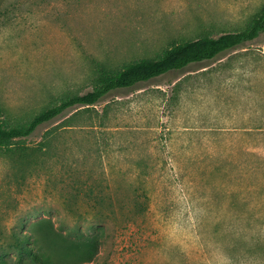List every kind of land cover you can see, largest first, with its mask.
I'll use <instances>...</instances> for the list:
<instances>
[{"label": "rangeland", "instance_id": "obj_1", "mask_svg": "<svg viewBox=\"0 0 264 264\" xmlns=\"http://www.w3.org/2000/svg\"><path fill=\"white\" fill-rule=\"evenodd\" d=\"M263 7L0 0V125H23L174 45L243 31ZM79 110L16 142L24 154L0 148V264H257L264 35Z\"/></svg>", "mask_w": 264, "mask_h": 264}, {"label": "trees", "instance_id": "obj_2", "mask_svg": "<svg viewBox=\"0 0 264 264\" xmlns=\"http://www.w3.org/2000/svg\"><path fill=\"white\" fill-rule=\"evenodd\" d=\"M262 35H264V7L243 31L223 34L217 38L202 37L174 45L159 58L144 59L126 66L121 71L103 74L100 86L93 91L70 97L59 105L44 110L23 125L10 128L0 125V148L9 154H24L25 149L20 146L16 147V142L32 136L39 127L56 120L69 110L81 109L79 113L93 109L113 92L130 90L139 84L181 72L192 65L212 61L227 52L243 48L247 43L255 41ZM182 84L183 80H180L173 86V92L175 91L177 95ZM137 165L144 167L140 162ZM258 258L257 264H264V254Z\"/></svg>", "mask_w": 264, "mask_h": 264}]
</instances>
